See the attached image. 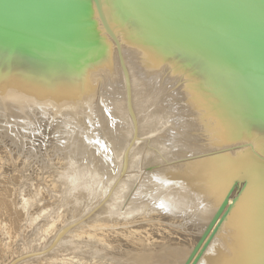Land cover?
<instances>
[{
    "label": "rangeland",
    "instance_id": "rangeland-1",
    "mask_svg": "<svg viewBox=\"0 0 264 264\" xmlns=\"http://www.w3.org/2000/svg\"><path fill=\"white\" fill-rule=\"evenodd\" d=\"M95 27L98 35L91 38V41H104L106 37L99 31V25ZM131 36L130 39H133ZM130 39L123 42L126 49L130 48ZM110 42L113 46V42ZM113 48V83L117 86L108 81L102 70L91 75L92 79L90 75L84 79V82L89 79L87 84H90L91 90L88 95L91 97L95 94L93 108L96 109L95 116H99L96 122L93 116L94 120L88 118L90 125L89 120L83 117L86 115L80 116L79 112L73 114L67 109L69 106L66 107L65 93L48 90L45 94L60 99L43 101L46 99V90L38 92L37 88L43 87L38 83L34 66L30 68L26 63L20 64V61L15 60L13 63L24 67L21 66L20 70L17 69L20 66L0 67V264H9L21 255L45 250L44 254L17 264H171L176 254L191 252L203 233L198 232L192 224L188 225L186 220L181 222L170 213H175L173 210L143 200L146 185L144 187L145 181L141 176L143 173H156L176 166L187 168L194 161L181 157L188 154L183 149L194 143L193 134L187 135V132H183L185 122L177 117V110H173L178 105L176 94L180 88L192 86L197 79L189 75V70L178 60H165L157 75L141 79L137 78L136 69H132L134 79L132 81L129 76V85L132 88L134 86L135 92V104L131 106L136 115L135 119L138 118L135 127H139L141 133L139 141L148 139L147 143L150 142L144 143L146 145L136 152L138 155L133 154L137 160L130 158L132 170H126L127 178L124 179L127 180L124 182V171L117 170V162L120 161L117 157L121 158L120 154L129 146L126 140L130 141L131 135L134 137L137 129L134 130L132 118L127 111L125 80L122 69L119 70L121 65L117 49L115 50V46ZM129 58L131 57L127 58L126 63H129ZM127 67L129 65H126V69ZM14 71L19 73L17 75L32 78L31 81L38 83L37 88L35 84L33 87L20 84L18 79L21 77L16 82ZM195 82H198L196 87L203 85L201 81ZM110 85L116 89H109ZM213 87L217 89L218 85L215 83ZM215 88L211 91L216 95L219 90L215 91ZM89 89L86 91L89 92ZM40 94L44 99L38 96ZM226 97L219 98L218 102L222 104ZM97 104H100L99 107ZM101 112H104L105 117ZM111 115L112 118L109 117ZM199 116L198 114V118ZM113 117L117 121L114 122ZM105 118L109 119L113 128ZM80 121L83 123H79ZM118 121L122 123H117ZM119 124L123 127V138L117 139L118 143H113L111 140L122 131ZM140 127L145 129V134L152 133L142 137L144 133ZM124 130H128L126 133L129 139ZM231 135L234 144L225 151L231 149L233 152H240L264 141L263 134L259 135L236 125ZM225 151H217V155ZM147 165L151 166L146 167ZM119 180H123L120 185ZM139 188H143L140 195L136 191ZM135 192L138 199L133 200ZM103 206H106L105 210ZM60 231H64L62 237L50 247ZM260 252L258 248L254 249L253 256L257 261L263 259L262 262L259 261L263 263L264 255Z\"/></svg>",
    "mask_w": 264,
    "mask_h": 264
},
{
    "label": "water",
    "instance_id": "water-1",
    "mask_svg": "<svg viewBox=\"0 0 264 264\" xmlns=\"http://www.w3.org/2000/svg\"><path fill=\"white\" fill-rule=\"evenodd\" d=\"M103 6L132 31L139 45L184 64L203 88L210 81L217 83L249 127L264 135V0H0V67L20 66L13 63L17 60L30 68L54 70L64 78L78 77L74 73L90 51L91 38L97 36L94 13L119 54ZM120 64L126 75L121 58ZM15 73L22 84L37 85ZM246 183L234 181L231 188L242 191ZM234 207L224 198L184 264H197ZM45 252L27 253L9 264Z\"/></svg>",
    "mask_w": 264,
    "mask_h": 264
},
{
    "label": "bare ground",
    "instance_id": "bare-ground-1",
    "mask_svg": "<svg viewBox=\"0 0 264 264\" xmlns=\"http://www.w3.org/2000/svg\"><path fill=\"white\" fill-rule=\"evenodd\" d=\"M103 12L105 13V16L107 18V23H108L110 30L115 35V37L117 38L118 43H119V54H118V56H120L119 60L121 58L123 68L125 69V72H126V75L123 74V76H124V80H125L126 96L127 95L129 96V97L127 96V99H126V100H128L127 111L132 118L131 120L133 121L132 124H134V130H135V128H136L135 124L137 122L136 119H138V118L135 119L136 115H134L135 113H133L132 108H131V106L133 107L132 104H135V102L133 103V101H135V92L133 89L134 86L131 84L133 86V88H132L129 85L130 84V77H131L132 81L134 79L132 69H136V75H137L138 79H141L143 77H151L153 75H157L159 70H160L161 64L165 60L169 59V57L166 56L169 54L165 53L166 54L165 55L164 53H162L158 50H151L147 47L139 45L140 43L138 44V42L134 41V39L131 40L130 36L133 33L130 29H127L125 26H123L124 24L122 22L118 21L120 18L118 17L119 19H117L115 14L111 11V9H108V7L103 6ZM93 21H95V26L99 25V28H100L99 31H102L101 32V33H103L102 36L104 35L103 37L104 38L106 37V39H104V41H102V42L100 40L97 41L95 39V42H92V45L89 46L90 51H88V55L87 56L85 55L83 57V59L81 60L82 63L80 62L79 58L77 59V61H79L81 63V65L83 64L81 69H78L77 73H74V75H77V76L79 75V76L76 78H67V77L64 78L60 74L56 73V71H54V70L51 71L48 69L46 70V69L40 68L38 66H34L37 70L38 83H40L41 84L40 87H43V88L38 89L37 85H34V86H36L38 92L40 90H42V91L46 90L44 92V96L46 95V99H44L41 96V94L43 92L40 95H38V96H41V99L42 98L44 99L43 101H45V100L48 101V99H49V101H58L60 99L56 95H55L56 97L51 98V96H49L51 94H49V95L45 94V93H47L48 90L54 91V92L58 91L60 93H65L64 94L65 99H66L65 102L67 103L66 107L69 106V107H67V109H69L71 111V113L75 114L76 112L77 113L79 112L78 114L80 116H82L84 114L86 116H83V117H85L86 119L91 118V120H94V118H95L94 122H96V118H98L99 116H97V117L95 116L96 109L93 108V104L96 101V100H94L95 94L92 95L91 97L89 96L90 90H91V89H89L90 84L89 85L87 84V81L89 82V79L87 81H85L86 83L84 82V79L86 78V76H89V75L91 78V75H93L95 72L97 73L99 70H102L105 73V75H107L108 81L111 82L112 84H114L113 82H115V80H114L115 74L113 75L112 70L115 69L114 61H113V58H114L113 57V52H114L113 46H115V45L113 43V46H112V44L110 42L111 39L108 35H106V32L104 31V28L102 27L101 23L99 22L96 13L93 14ZM95 29H96V27H95ZM97 35H98V33H97ZM127 38L130 39V41H132L131 44L128 46V47H130L129 49H126L124 47V44H123V42L125 40H128ZM92 41H93V39H92ZM115 50H116V47H115ZM129 56L131 57V58H129V63H126V60ZM91 60H92V62L88 63L86 65L87 61H91ZM170 60H173V59H170ZM83 61H85V62H83ZM13 62H15V61H13ZM115 62H117V61H115ZM80 63L78 64V66L80 65ZM20 64H21V62H20ZM16 65H18V64L16 63ZM126 65L127 66L129 65V68L127 67L129 69V72H128V69H126ZM20 66L24 67V65H20ZM17 67H19V66H17ZM25 67H26V65H25ZM20 68L21 67H19V69ZM121 69H122V67L119 68V70H121ZM25 70H27V69H25ZM7 71L8 70H5V72H7ZM121 72L124 73L123 71H121ZM98 73H100V72H98ZM5 77H6V75L4 74V78ZM27 78H29V77H27ZM16 79L17 78H15L14 80L16 81ZM30 79H32V78H30ZM195 79H197L195 81H199V83H200V79H198V78H195ZM195 81H194V84L193 83L191 84L192 86L186 85L187 87L182 86L180 88V91L176 94V96H178L176 99V103L178 105L175 107L173 106L174 107L173 111H175V109L177 110V112H176L178 114L177 117L180 118L182 120V122L186 123V125H185V123H184V125H183V123L181 124L184 126V130L182 129L183 127L181 128L183 130V132H185V133L187 132V135L190 133L193 134L192 142H194V143H192V145L187 146L185 149H183L188 154L181 155L182 151H180V155L183 158H190V159H193L194 161L192 163H189L187 165V168H185V166H176V167H171L169 169H165V170H162V171H159L156 173H143V174H141V176L143 177V179L145 181L144 187L146 185L142 199L145 201H148V202H155L158 205H161V206H164L166 208L173 210L175 213H172V212H170V213L175 215L178 219H180L181 222L183 220H186L187 221L186 223H188V225L192 224V226L194 228H196L198 230V232L202 233L205 230V228L207 227V225L209 224L210 220L212 219V217L215 214L218 207L221 205L224 198H226L228 205L234 203L235 207L231 210V212H229L226 219L221 223V225L219 226V229L213 235L211 241L207 244V246H206L201 258L197 262V264H264V262L261 263L263 259L259 260V261H261V262H259L253 256V250L257 249V248L259 249V252L261 251L264 255V201H262V197H261L262 195H264V187H263L264 186V141H261L257 145L252 146L251 147L252 150L251 149H245V150L240 151V152H233L230 149V151H225L229 147H232V145L234 144V139H233V136L231 135V133H232L233 127L235 125L238 127L240 126V128H242V129H248L252 132H255V131H253V129H251L249 127L245 117L240 112L241 110H239V108L237 106H235L230 101V99L228 97H226V99H228V100L225 99L226 101L224 100V102L222 104H220L218 102V101H220L219 98H224L226 96L224 92L220 91V86L217 88L219 90L218 91L219 93L217 92L215 95L211 91L212 89L214 90V88H215V87H213V84H215L214 82H211L209 80L210 83L208 84V88L204 87L205 88L204 89L202 87V85H200L199 87H196L198 82H195ZM16 82H18V81H16ZM41 82L44 84H42ZM18 84L19 83H17V85ZM20 84H21V82H20ZM133 84H135V83L133 82ZM114 85H115V87L117 86L116 84H114ZM111 86H113V85H110V88L109 87L108 88L113 89L114 87L111 88ZM127 86H128V89H127ZM91 87H93V85ZM44 88H46V89H44ZM88 89H89V92L86 91ZM114 89H116V88H114ZM217 89L215 88V91H217ZM110 91H112V90H110ZM113 91H115V90H113ZM117 92H118V90H117ZM127 92H128V94H127ZM111 93L113 94V92H111ZM223 95H225V96H223ZM47 96H49V97H47ZM64 96H62V97L64 98ZM108 96H109V93H108ZM37 98H39V97H37ZM61 100H62V98H61ZM101 101L103 103L102 99H101ZM63 102H64V99H63ZM113 102H115V101H113ZM13 104H15V103L13 102ZM59 104L60 103H58V105ZM48 105H46V106H48ZM79 105H81V106H79ZM97 105H98L97 107H99L100 104H97ZM128 105L130 108V112L128 109ZM40 106H42V105H40ZM59 106H61V105H59ZM108 106L109 105L107 104V107ZM3 108H5V107H3ZM94 109H95V111H94ZM108 111H109V109H108ZM22 113L23 112H21V114ZM44 113H46V112H44ZM67 113H68V111H67ZM109 113H110V111H109ZM116 113H114V114H116ZM19 114H20V112H19ZM103 114H104V112L102 113V116H103ZM198 114L200 115L199 118H198ZM117 115H118V113H117ZM184 115L188 116V117H185ZM92 116L94 117L93 119H92ZM183 116H184V118H183ZM76 117H79V116H76ZM76 117H75V119H76ZM103 117H105V115ZM109 117L112 118V115ZM118 117H119V115H118ZM125 117H126V115H125ZM107 118H105V119H107ZM113 118H114V122L117 121V119H115V117H113ZM201 118H203V119L201 120ZM80 119L83 120L82 118H80ZM127 119H130V118H127ZM69 120L70 119H68V121ZM77 120H78V118H77ZM106 121H108V123H109V119H107ZM111 121H113V120H111ZM200 121H202V122H200ZM90 122L91 121L89 120V125H90ZM120 122L118 121L117 123H120ZM79 123H83V122L80 121ZM87 124L88 123L86 122V125ZM109 124L112 125V123H109ZM114 124H116V123H114ZM83 125L85 127V124H83ZM119 125H120V127L119 126L118 127L121 128L122 131L119 132L120 134L117 132L118 133L117 136L114 137V140H111L113 143H118L117 139H120L121 136H123V134H122L123 133V129H122L123 127L121 124H119ZM111 127L113 128L114 126L112 125ZM141 127H140V129L142 131L143 129ZM87 128H89V127H87ZM138 128H136L137 132L134 135V137L131 135L132 139H130V141H128V142L126 140V143H128L129 146L127 144L126 146H128V147H126L125 149L122 146L124 149L123 153L120 154L122 156L120 159H119L120 156L117 157L118 160H120V161L119 162L115 161L118 163V166L116 165L117 170H119V172H120V169H121V171H124L123 173H125L122 176L123 179L125 177L127 178V175H126L127 171L126 170L132 168V166H131L132 159H130V158L133 157L134 161L137 160L136 159L137 157L134 158L133 154L138 152L141 147L146 145L144 143H147V141H148V139H143V142H140L141 140L139 141L141 133H140ZM144 130H143V133H144ZM104 131H106V130H104ZM104 131H103V133H104ZM107 131H110V130H107ZM126 131L128 132V130H126ZM126 131L124 133H126ZM113 133H114V130H113ZM131 133L132 132H130V134ZM149 133H152V132H148L147 134H149ZM109 134H110V132H109ZM147 134L144 133L142 137H144V135H147ZM126 135H127V133H126ZM106 137L108 138L107 135H106ZM127 137L129 139L128 135H127ZM147 137H149V136H147ZM109 138H111V136ZM153 139L155 140L154 137H153ZM149 142L147 144H149ZM119 143H120V141H119ZM121 143H123V142H121ZM225 144H227V145H225ZM223 145H225V146H223ZM119 146H121V145H119ZM114 147H116V146H114ZM114 147H112V148H114ZM220 150L221 151L224 150L225 153L223 152V154L217 155V154H219L217 151H220ZM120 151H122V150H120ZM114 152H116V150ZM136 154L138 155V153H136ZM106 161H108V160H106ZM149 166H151V165H147L146 167H149ZM107 167H109V166H107ZM136 167H137V165H136ZM118 178H119V174H118ZM114 180H116V179H114ZM126 180L124 179V182H126ZM244 180L247 181V183H246L244 189H242V191H237V190L231 188V184L234 181H237L238 183H240L241 181H244ZM119 181H120V183H118V184L119 185L122 184L123 180L122 181L119 180ZM142 189L139 188L136 190L138 195H140V193L142 192ZM116 193H118V192L116 191ZM110 198H109V200L111 201ZM132 199L133 200L138 199V196H136V192L134 193V196L132 197ZM106 203H107V201H106ZM106 203H105V205H106ZM108 203H107V206H108ZM113 203H116V202H113ZM105 207H104V210H105ZM108 207L110 208V206H108ZM107 208H106V210H107ZM60 232L62 233V231H60ZM261 252H260V254H261ZM189 253L190 252H182V253L176 254L174 257V260L171 262V264H184ZM36 261H37V259H36ZM24 264H26V263H24Z\"/></svg>",
    "mask_w": 264,
    "mask_h": 264
}]
</instances>
